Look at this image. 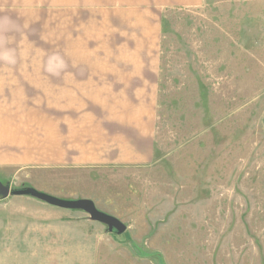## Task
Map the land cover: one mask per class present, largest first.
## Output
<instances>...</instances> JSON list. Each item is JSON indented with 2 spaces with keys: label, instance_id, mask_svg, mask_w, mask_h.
Here are the masks:
<instances>
[{
  "label": "rangeland",
  "instance_id": "rangeland-1",
  "mask_svg": "<svg viewBox=\"0 0 264 264\" xmlns=\"http://www.w3.org/2000/svg\"><path fill=\"white\" fill-rule=\"evenodd\" d=\"M199 1L0 2V44L24 61L26 88L33 76L47 80L66 38H83L97 57L144 46L159 63L147 164L43 161V127L72 116L60 110L65 100L27 89L0 98L14 138L25 126L20 146H0V181L90 200L125 226L109 231L81 210L0 197V264H264V0Z\"/></svg>",
  "mask_w": 264,
  "mask_h": 264
},
{
  "label": "crops",
  "instance_id": "crops-1",
  "mask_svg": "<svg viewBox=\"0 0 264 264\" xmlns=\"http://www.w3.org/2000/svg\"><path fill=\"white\" fill-rule=\"evenodd\" d=\"M101 1L107 4L200 3L199 0ZM150 33L146 32L145 37ZM70 41L66 38L63 44L64 58L49 59L47 80L33 76L34 80L28 82L34 85L28 88L24 61L9 58V54L4 53L8 45L0 44V98H8L10 93L14 97L27 89V92H46L48 99L65 100L66 105L60 110L71 112L72 116L43 127L42 137L46 142H42V153L38 154L47 157L43 161L96 168L149 163L153 155L151 101L159 80V63L146 54L144 46L131 51L124 44V53L120 57H111L115 56L113 54L97 57L83 38H76L74 42L71 38ZM0 121V146L2 143L7 149L10 144L20 146L24 139V122L21 121V130H16L18 137L14 138V128L10 127L7 118ZM7 154L8 150L5 161H8Z\"/></svg>",
  "mask_w": 264,
  "mask_h": 264
},
{
  "label": "water",
  "instance_id": "water-1",
  "mask_svg": "<svg viewBox=\"0 0 264 264\" xmlns=\"http://www.w3.org/2000/svg\"><path fill=\"white\" fill-rule=\"evenodd\" d=\"M10 195H28L39 199L49 205L62 209L81 210L87 213L92 221L104 224L108 226L109 231L112 229L117 230L118 233H122L125 230V226L116 218L104 214L98 211L92 201L86 199L80 200H61L52 196L37 192L33 189H25L20 191H11L10 187L4 185L0 181V197H8Z\"/></svg>",
  "mask_w": 264,
  "mask_h": 264
}]
</instances>
